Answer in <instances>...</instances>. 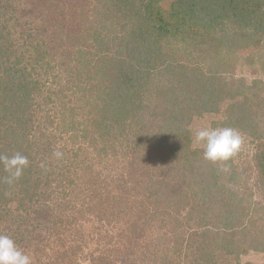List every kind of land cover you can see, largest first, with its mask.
<instances>
[{
    "label": "trees",
    "instance_id": "1",
    "mask_svg": "<svg viewBox=\"0 0 264 264\" xmlns=\"http://www.w3.org/2000/svg\"><path fill=\"white\" fill-rule=\"evenodd\" d=\"M25 1L0 0V155L28 158L11 184L0 163V234L13 227L16 244L52 248L57 264H225L262 248L261 231L240 238L255 208L233 182V157L213 163L193 145L194 118L236 94L194 71L197 63L187 72L169 59L182 48L195 62L258 46L264 0H171L168 7L164 0H97L91 15L70 22L61 6L49 10L55 0H32L38 9L21 16ZM100 65L104 77L96 80ZM246 100L237 99L240 112L219 125L260 137L263 121ZM53 127L137 178L103 179L98 171L89 193L52 205Z\"/></svg>",
    "mask_w": 264,
    "mask_h": 264
},
{
    "label": "rangeland",
    "instance_id": "2",
    "mask_svg": "<svg viewBox=\"0 0 264 264\" xmlns=\"http://www.w3.org/2000/svg\"><path fill=\"white\" fill-rule=\"evenodd\" d=\"M96 1L97 0H55L54 4H49L48 8L50 11H54L61 6L64 8L63 15L66 17L69 16L67 21L70 22V17L73 18L75 16L76 19H81L78 15H83L82 13L91 15ZM170 1L171 0H164L162 2L163 6L168 7ZM45 2V5L47 6V0ZM66 8L68 13L65 10ZM37 9L38 8L34 7L32 0H26L21 7L22 12L20 15L30 17L31 12ZM38 16H40V14H38L37 17ZM60 16H62V14ZM35 17L36 16L32 15L33 19ZM56 17H59V15ZM262 46H264V40L261 44H258V46L253 45L247 48H239L235 51L233 49L230 50L225 48V50H222L223 58H217L214 60L209 55L203 54V60H195V62H193L192 59L197 58V56L195 54H190V52L185 53L184 48H182L181 52L177 51L175 55L169 59L171 63L174 64L179 63L180 65H188L186 67L187 72L191 69L190 65L192 66L197 63L199 68L197 69L195 67L196 70L194 71H204L206 74L205 76L208 77L211 75L216 76V80L221 83V88H223L225 95L236 94L235 100L230 98V96H225L220 102L221 108L219 111L205 112L202 116L194 118L191 127L193 134V145L195 147H203L201 144H198L195 141V133L197 130L201 128L223 127L219 124H221L226 119L227 114L236 115L238 112H240V109L234 106L237 99L246 97L247 103H251V110L256 111L257 117H260L259 119H262L261 121H263L260 123V125H257L258 129L256 130L259 132V134H261L260 137L258 134L256 136L251 135L243 128H234L241 134L243 143L239 151L233 156V164L237 175L233 182L235 186L240 189V194H245L246 197L249 196L246 201L252 200L253 207L255 208L253 220L251 223H249L251 230L248 229L250 231H246L247 235H244L245 233H243L240 237L244 240L245 237L251 235L253 231L263 232L264 237V173L262 168L263 166L260 165L261 152L264 150V105L262 103V98H264V85L261 83L257 84V81L260 80H262L264 84V55H258L264 53V49L260 51ZM104 49L105 48H103V50ZM102 72H104V69L100 65V67L97 69V74L93 75L97 76L96 80L104 75H102ZM72 74L73 72H71L70 75ZM159 76H161V74L157 75V77ZM155 81H158V79ZM239 92L241 95H238ZM257 92L260 93V98L258 96H254ZM252 129L255 130L256 126H254ZM53 135H57V138H55ZM84 142L85 141H75L72 137H70V134L61 133L54 127L52 128V149L50 151L51 157L48 161L52 164L49 168L54 169L55 172L50 175L51 180L48 185L49 188H47L48 192L54 193V196L50 200L52 205L54 202L59 200L62 201V204L66 205L70 203V201L74 200L76 193L83 195L89 193L90 189L87 188L89 185L86 186V184L91 179L93 174L98 171L101 172L103 179H110L113 176L122 177L123 175H126L131 179L137 178L131 171H128L126 168H122L115 164L114 160L100 157V155L96 157L97 147L90 146L88 144L84 146ZM81 145H83V149L78 151V148ZM57 152H60L63 155L57 158L55 155ZM75 153H78L77 156H75ZM226 170L231 171V166H227ZM225 177H227V174ZM229 184L231 183L229 182ZM45 186L46 185H43L42 187ZM91 187L94 188L95 185ZM82 189H84L85 192L81 193ZM67 192H69L68 196H66ZM85 220L87 219L84 218L81 220L83 229L86 231H91L92 228L90 223L86 222ZM28 223L29 225L34 226L38 223V220L31 217V219L28 220ZM3 225H5V223H3ZM15 233L16 232L13 230V227L9 226L8 229H6V232H2L1 234L8 235L9 237L13 238L14 236L12 235ZM254 242H256V240H252L253 244ZM261 242L262 245H260L258 242V246L262 248L258 250L250 249L246 253H241L238 255V257L231 256L229 257V260L225 262V264H264V240ZM20 244H16L17 248L30 257L31 264H57L56 262L52 263L54 261L53 257H55L53 256L54 254L52 252L54 251L52 248L49 250L47 249V254H45L46 252L41 253L39 251L40 249L34 247V244L30 242H25V244H23L24 246L22 243ZM55 248L57 247L55 246L54 249ZM61 249H63V247ZM57 262L60 263L59 260H57Z\"/></svg>",
    "mask_w": 264,
    "mask_h": 264
},
{
    "label": "clouds",
    "instance_id": "3",
    "mask_svg": "<svg viewBox=\"0 0 264 264\" xmlns=\"http://www.w3.org/2000/svg\"><path fill=\"white\" fill-rule=\"evenodd\" d=\"M195 141L203 146V158L215 163L232 158L239 151L243 138L232 127L201 128L195 133ZM55 155L59 158L63 154L57 152ZM0 163L9 172L8 182L11 184L22 175L28 165V158L19 153L0 155ZM0 264H31V259L17 248L11 237L0 234Z\"/></svg>",
    "mask_w": 264,
    "mask_h": 264
}]
</instances>
